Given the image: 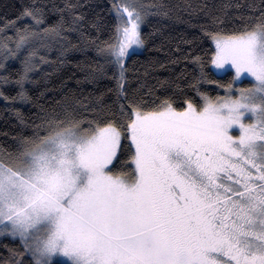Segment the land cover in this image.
<instances>
[{"label": "snow or ice", "instance_id": "obj_1", "mask_svg": "<svg viewBox=\"0 0 264 264\" xmlns=\"http://www.w3.org/2000/svg\"><path fill=\"white\" fill-rule=\"evenodd\" d=\"M98 7L30 0L0 22L22 129L0 143V264H264V0H111L110 25ZM153 16L198 31L147 64L191 70L148 85L129 61Z\"/></svg>", "mask_w": 264, "mask_h": 264}, {"label": "trees", "instance_id": "obj_2", "mask_svg": "<svg viewBox=\"0 0 264 264\" xmlns=\"http://www.w3.org/2000/svg\"><path fill=\"white\" fill-rule=\"evenodd\" d=\"M30 0H0V22H2L5 16L11 18L14 17L20 11L21 6L24 4L29 3ZM88 3L100 5V7L96 8V12L100 13L103 17H105L106 22L110 25L112 23V17L108 13L107 9L111 6V0H87ZM143 2L148 3L149 0H143ZM165 3L169 4L170 6H179L186 2V0H164ZM193 3H208L213 2V0H192ZM216 3H221L223 0H215ZM241 4L251 3L253 0H238ZM255 3L259 4L260 0H254ZM178 11V9H176ZM182 15L186 16V13H181ZM152 21L151 25H143V31L145 33H153L151 37L146 41V48L142 50L141 53H137L133 60L135 64H132V61H129V64L138 69V71L131 73L132 75L139 76L141 79L145 80L148 85H155L158 79H164L166 77L176 76L180 73L181 70L184 69L185 64L188 65L189 70L192 68V64L190 61H181L175 65L166 64L164 68L156 67L155 69H151L147 67V64L153 58L158 59L161 62H164L169 52L172 55H181V53L176 52L175 49L179 46L181 49L190 48V45L187 44H180L179 41L182 36L185 38H190V34L192 32L198 31V29L190 27L188 24L183 23L181 21H177L175 19L168 20L160 17H150ZM200 22L198 17H194L192 19V23L196 24ZM163 25H167V27H163ZM155 28H160L161 32H154ZM89 30L92 31L93 35H98L101 40L108 39L110 35V27H105L101 32L97 33L94 29H91L89 26ZM205 47L207 48L208 45L206 44ZM202 54V53H201ZM77 59L83 60L85 57L80 54H75ZM95 58V52L93 50H89L88 59L91 61ZM8 63L12 66V68H18L19 63L15 60H10ZM147 69L148 75L145 76V70ZM65 71L68 72V75L71 76L75 73L77 76H81L80 69L76 67L75 62L66 66ZM186 79H191V75H186ZM223 79H228V77H223ZM64 80L68 84H74V80H69L68 77H64ZM50 88L53 85L49 86ZM56 89H59V81L57 80L55 84ZM210 89L216 88V86H207ZM218 91L223 93V90L217 89ZM11 94H15L14 90L11 88L7 89ZM163 89L158 88L157 93L159 94L162 92ZM190 95L195 96V93L191 90H188ZM51 95V93L49 94ZM215 95V92H213ZM50 102V100L45 101ZM17 107H20L24 112L26 117L34 118L35 108L29 104H17ZM5 102L0 99V143H3L5 140L10 142L12 135H14L17 131H21L22 129L17 126L14 118L12 117L11 113H6L4 111ZM4 132H8L9 136L5 137L3 135ZM3 243H9V241L4 240ZM6 254V249L0 246V255Z\"/></svg>", "mask_w": 264, "mask_h": 264}, {"label": "rangeland", "instance_id": "obj_3", "mask_svg": "<svg viewBox=\"0 0 264 264\" xmlns=\"http://www.w3.org/2000/svg\"><path fill=\"white\" fill-rule=\"evenodd\" d=\"M142 50H143V49H140V50L138 51V53H141V52H142Z\"/></svg>", "mask_w": 264, "mask_h": 264}]
</instances>
